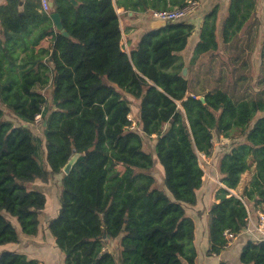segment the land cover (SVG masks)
I'll return each instance as SVG.
<instances>
[{
    "label": "trees",
    "instance_id": "16d2710c",
    "mask_svg": "<svg viewBox=\"0 0 264 264\" xmlns=\"http://www.w3.org/2000/svg\"><path fill=\"white\" fill-rule=\"evenodd\" d=\"M52 1L48 13L40 0L0 5V247L19 243L21 234L38 235L47 197L31 185L63 174L48 229L64 264H197L196 224L186 208L198 205L204 184L200 155L210 156L221 135L233 143L218 164L224 186L206 212L209 255H219L228 245L225 233L240 234L249 212L264 204V91L257 97L219 86L190 92L181 54L196 30L188 21L151 28L134 49H124L118 9L152 13L175 0ZM257 3L230 0L220 35L219 6L206 14L190 64L243 42L241 50L253 44L254 51ZM52 13L68 37L56 30ZM46 39L51 45L41 47ZM260 51L264 64V41ZM40 113L45 162L29 126ZM145 138L154 153L145 150ZM157 163L161 188L152 173ZM247 169L252 179L235 195ZM0 264L39 262L3 251ZM220 264H264V238L248 241L239 263Z\"/></svg>",
    "mask_w": 264,
    "mask_h": 264
},
{
    "label": "rangeland",
    "instance_id": "374dc122",
    "mask_svg": "<svg viewBox=\"0 0 264 264\" xmlns=\"http://www.w3.org/2000/svg\"><path fill=\"white\" fill-rule=\"evenodd\" d=\"M243 41L245 37L241 38ZM255 40V39H254ZM264 41V34L261 35V32L258 30V37L255 41V49L252 50L251 46L253 44L248 45L245 50L243 49L244 42L240 44V48H237L232 45L227 47V51L225 48H221L215 56H204L202 58H198L195 61V64L191 65L190 61H192L193 53H189L187 55V77L190 80V92L202 93L207 90H211L217 86L224 88L231 94L237 95V97L245 96V97H257L261 92L264 91V64L262 63L261 58V44ZM125 49V48H124ZM126 50V49H125ZM237 55L239 58L236 59ZM43 93L50 100V91L45 90ZM263 95V94H261ZM133 117L136 121L137 114V102H133ZM136 116V117H135ZM131 117V116H130ZM16 124L21 123V121L15 117H12ZM132 119V117H131ZM133 120V124L137 123ZM43 119L42 121H38V123L29 124L32 132L36 136V142L39 146V156L40 159L45 162L46 159V150H45V136L43 130ZM133 128V126H132ZM134 129H136L134 127ZM156 135L151 136V139H155ZM149 138L144 139V148L148 152H153V144ZM233 141L231 139H227L221 135L215 138L214 148L210 156H206V158L200 156V165L204 170V184L201 191L198 194V205L196 207L186 208V212L188 215H191L195 218V222L197 223L198 236H201V232L205 226V218L207 217V210L210 208L211 204L215 200V195L219 187H222L220 180L221 175L219 174L218 164L220 157L229 149L230 145H232ZM154 153V152H153ZM118 170L124 171L122 166L118 167ZM157 187H163V172L162 167L156 164L155 168L152 171ZM253 170L247 169L244 173H242V181L237 190H233L232 193L235 195H239L242 192V189L245 185L250 183L252 179ZM63 174L53 176L48 183H44L40 180L32 183L31 187L38 189L45 193L47 197V204L40 218V228L42 237L44 239V243L48 241L47 236V228L48 221L51 213L56 210L57 207V199L59 198L60 184L62 181ZM59 203V201H58ZM13 224L18 226L17 221L13 219ZM32 238H25L23 236V244L31 240ZM8 251V250H4ZM3 252V251H2Z\"/></svg>",
    "mask_w": 264,
    "mask_h": 264
},
{
    "label": "crops",
    "instance_id": "0c3cea01",
    "mask_svg": "<svg viewBox=\"0 0 264 264\" xmlns=\"http://www.w3.org/2000/svg\"><path fill=\"white\" fill-rule=\"evenodd\" d=\"M25 1V0H22ZM177 4L173 7L182 5L188 0H175ZM6 0H0V5L5 4ZM200 3L199 8L192 17L190 23L196 27L195 33L189 38L187 48L181 53L187 62V55L193 53L194 49L199 42L200 28L202 26L204 17L208 14L215 6H219V29L218 34L220 35L222 22L225 19L230 0H198ZM172 7V8H173ZM120 17L121 29L123 32V46L127 52L134 49L140 40L141 36L152 28L154 20L152 19L151 13H139L134 14L132 12L126 14L123 9L117 10ZM257 19H258V30L261 35L264 34V0H258L257 3ZM263 42V41H261ZM51 45L49 39L41 42V47L48 48ZM50 90V87H46L45 90ZM44 90V91H45ZM221 183V182H220ZM221 186H224L221 183ZM202 189V188H201ZM201 189L197 192L201 191ZM59 199H57V207L54 213L50 215V220L54 219L59 210ZM215 201V200H214ZM191 216V215H189ZM194 220L195 218L191 216ZM48 221V223H49ZM195 224H197L195 222ZM197 227V225H196ZM23 236L25 238H32V241L23 244ZM48 241L44 243L41 231L37 236H26L20 235V241L17 244H8L0 247V253L4 250L17 252L26 255L29 259L37 260L39 264H64V254L60 252L56 246V240L52 236L51 232L47 228ZM251 239H256L252 234L243 230L231 244L225 248L219 255H209L210 241L208 231V217L205 218V226L201 232V236H198V230L196 228V239L195 244L198 249V260L197 264H220L222 262L239 263L240 255Z\"/></svg>",
    "mask_w": 264,
    "mask_h": 264
},
{
    "label": "built area",
    "instance_id": "2783aa9c",
    "mask_svg": "<svg viewBox=\"0 0 264 264\" xmlns=\"http://www.w3.org/2000/svg\"><path fill=\"white\" fill-rule=\"evenodd\" d=\"M50 1L51 0H40L42 11L47 13L50 11ZM199 6L200 3L198 2V0H188L182 6H176L168 10L152 12L151 16L154 21L163 20L167 22H190ZM42 119V114L40 113L35 117L34 123H38V121H42ZM132 126L133 129L134 127L136 128L135 124H132ZM200 156L206 158V156L203 154H201ZM244 230L252 234L254 238L256 237V239L264 238V204L256 208L253 213L249 212L248 224ZM225 235L228 239V247L231 242L236 238V235L228 232H226Z\"/></svg>",
    "mask_w": 264,
    "mask_h": 264
},
{
    "label": "water",
    "instance_id": "95a60500",
    "mask_svg": "<svg viewBox=\"0 0 264 264\" xmlns=\"http://www.w3.org/2000/svg\"><path fill=\"white\" fill-rule=\"evenodd\" d=\"M71 2L77 4V2L75 0H71ZM50 5L51 7L53 6V1H50ZM51 19L54 23V27L56 28L57 31H59L61 34H63L64 36L68 37L69 34L65 31L63 24H62V20H61V16L59 15V13H52L51 14ZM168 24L167 21H163V20H155L152 24V29H160L165 27ZM183 75L186 76L187 75V68L183 69ZM202 100H204V98H201ZM44 125L46 126V122L44 123ZM80 157L79 153L74 154L71 159L68 161V163L62 168L63 172L65 174L70 173L73 165L75 164V162L77 161V159ZM100 216V220L102 222L103 225H105L104 222V215L103 214H99ZM105 237H109L105 234Z\"/></svg>",
    "mask_w": 264,
    "mask_h": 264
}]
</instances>
